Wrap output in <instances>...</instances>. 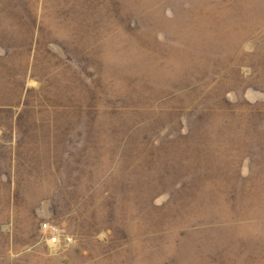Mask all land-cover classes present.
Here are the masks:
<instances>
[{
    "label": "rangeland",
    "instance_id": "1",
    "mask_svg": "<svg viewBox=\"0 0 264 264\" xmlns=\"http://www.w3.org/2000/svg\"><path fill=\"white\" fill-rule=\"evenodd\" d=\"M0 264H264V0H0Z\"/></svg>",
    "mask_w": 264,
    "mask_h": 264
},
{
    "label": "built area",
    "instance_id": "2",
    "mask_svg": "<svg viewBox=\"0 0 264 264\" xmlns=\"http://www.w3.org/2000/svg\"><path fill=\"white\" fill-rule=\"evenodd\" d=\"M43 227L45 228V230L48 229V225H43ZM51 239H52V241H56L57 240V238L55 236L53 238H51Z\"/></svg>",
    "mask_w": 264,
    "mask_h": 264
}]
</instances>
